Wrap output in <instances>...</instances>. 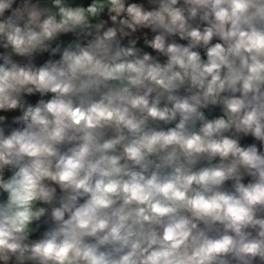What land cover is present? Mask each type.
I'll return each mask as SVG.
<instances>
[{"label": "clouds", "instance_id": "obj_1", "mask_svg": "<svg viewBox=\"0 0 264 264\" xmlns=\"http://www.w3.org/2000/svg\"><path fill=\"white\" fill-rule=\"evenodd\" d=\"M0 264H264V0H0Z\"/></svg>", "mask_w": 264, "mask_h": 264}]
</instances>
